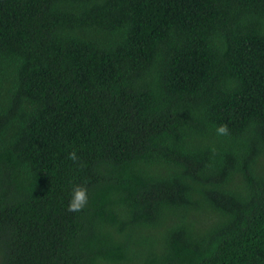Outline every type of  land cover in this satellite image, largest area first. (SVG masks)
I'll list each match as a JSON object with an SVG mask.
<instances>
[{
  "label": "trees",
  "instance_id": "16d2710c",
  "mask_svg": "<svg viewBox=\"0 0 264 264\" xmlns=\"http://www.w3.org/2000/svg\"><path fill=\"white\" fill-rule=\"evenodd\" d=\"M0 264H264V0H0Z\"/></svg>",
  "mask_w": 264,
  "mask_h": 264
},
{
  "label": "clouds",
  "instance_id": "9594fccd",
  "mask_svg": "<svg viewBox=\"0 0 264 264\" xmlns=\"http://www.w3.org/2000/svg\"><path fill=\"white\" fill-rule=\"evenodd\" d=\"M227 127L220 125L216 128L218 135H225L227 133ZM72 157L75 158V153H71ZM88 201L87 189L81 185H74L71 191V198L68 203L69 210H80L83 208Z\"/></svg>",
  "mask_w": 264,
  "mask_h": 264
}]
</instances>
